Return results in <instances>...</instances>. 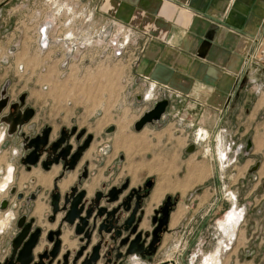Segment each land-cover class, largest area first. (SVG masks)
Wrapping results in <instances>:
<instances>
[{
    "label": "crops",
    "instance_id": "0c3cea01",
    "mask_svg": "<svg viewBox=\"0 0 264 264\" xmlns=\"http://www.w3.org/2000/svg\"><path fill=\"white\" fill-rule=\"evenodd\" d=\"M97 11L109 18L112 24H121L123 30H127L130 46L123 76L127 74L128 81L143 87L141 95L151 90V101L163 94L170 98V106L160 122L166 123V134L175 130L187 134L195 133L194 131L217 136L224 134L227 142L234 140L237 145H243L244 151L234 166L235 173L228 177L232 182L243 184L249 176L255 182V189L243 197V203L246 205L254 202L256 215L261 219V225L257 224L256 241L262 245L264 80L257 82L252 71L253 68L255 72L264 71V68L259 69V64L254 61L264 45V0H100ZM0 33V90L7 80L12 81L9 88L10 104L25 94V105L35 110L31 123L37 125V132L45 126L51 127L52 140L63 128L70 129L73 126L86 129L87 133L94 136L93 142L75 169L63 172L62 164H54L49 170H44L41 164L30 168L24 166L20 160L21 139L6 133L5 126L0 127V154L4 155L7 167L14 168L15 185L27 195L40 189L37 200L31 205H25L24 199L18 202L10 199L8 209L12 216L2 234L0 262L10 255L12 240L18 233L17 220L22 214L34 219L33 228L42 229L41 241L34 250L35 256L45 249L53 248V243L47 240V236L61 228V249L55 263L62 262L66 253H69V259L72 260L83 245L82 236L77 235L73 227L63 223V212H58L55 218L51 217L52 192L57 188L64 196L79 181L85 166H88V176L83 181L82 188L86 191L88 199L93 198L104 185L106 190H109L120 185L125 178H130V188L138 187L141 183H136V179L134 180V176L123 167V163L120 168L117 163L119 152L136 149L137 142L132 140L131 133L124 130L123 137L118 140L116 146L113 142L114 134H104L107 127L103 125L104 116L99 122L91 111L89 104H93L92 101H87L86 110L83 111L86 114H81L84 121L74 124L69 114L62 110L65 112L63 114L61 110L56 109L65 104L73 92L71 77L60 76L61 71H66L68 67L62 69L61 64L52 62V57H41L37 51L28 47L27 51H17L16 58L8 69L9 65L3 66L1 61L13 40L5 35L4 31ZM19 64L25 69L22 74L17 70ZM86 71L88 72V69ZM95 78L96 82H99L102 74L96 75ZM88 88L89 85L87 90ZM254 91L259 94L252 96ZM138 96L140 95H136V100L142 102L137 99ZM51 104L55 107L50 106ZM8 113L9 107L1 116ZM24 131L28 133L27 126ZM256 165L257 170L251 172ZM197 172H200L198 166ZM215 177L218 179L217 174ZM199 179L200 176L196 173L181 177L176 174L177 204L170 214L169 224L154 255H132L125 246L113 252L111 264H180L183 257L181 253L157 262L156 259L164 247L188 245L184 241L187 236L185 233L193 232L194 224L193 220L191 224L184 222L183 207L181 210L177 209L180 202L178 189L183 190L185 184L196 183ZM170 189L167 180L166 183L164 180L163 186L157 187L156 184L144 206V221L140 224L139 231L152 230L151 217L154 210L168 195H173L168 191ZM255 190L256 192H253ZM187 203L189 204V200ZM216 203L214 200L212 204ZM6 211H3V218L7 221L9 216ZM98 240L99 235L95 233L88 250L79 259V264ZM111 247L114 248V245ZM105 250L103 249L98 264L106 263L103 259Z\"/></svg>",
    "mask_w": 264,
    "mask_h": 264
},
{
    "label": "rangeland",
    "instance_id": "374dc122",
    "mask_svg": "<svg viewBox=\"0 0 264 264\" xmlns=\"http://www.w3.org/2000/svg\"><path fill=\"white\" fill-rule=\"evenodd\" d=\"M99 2L100 0H0V31H4L13 40V44L3 55L1 64L9 65V69L17 51H27L28 47L37 51L41 57H52V62L57 64L67 61L68 69L62 70L60 76L71 77L73 92L65 104L56 109L69 114L74 124H81L84 121L81 114L86 110L87 101H92L93 104L89 106L95 118L101 122V117L104 116L105 127L110 123L116 125L117 132L113 136L116 146L123 137L124 130L131 133L132 140L137 142V148L119 153H124L126 160L123 167L134 176L136 183L152 177L155 178L157 187H160L167 180L171 188L168 191L176 196V174L180 177L193 173L200 176L198 182L185 184L183 190L178 189L180 202L177 209L181 210L183 207L184 222L191 224L193 220L194 224V231L185 233L187 236L184 241L188 245L162 248L156 262L181 253L183 257L180 264H201L206 255L218 250V264H264V243L260 245L256 241L257 224L261 225L260 216L256 215L254 202L246 205L243 203V197L255 189V182L249 176L243 184L232 182L228 177L235 173L234 166L244 148L239 152L235 143L230 151L227 150L228 142L224 134L217 136L199 131L198 139L195 133L187 134L181 130L166 134V123L148 124L141 132L133 129V123L152 106L153 93L148 90L142 102L136 100V95L143 94V87L128 81L127 74L123 76L130 46L127 30L124 31L121 24H112L109 18L101 15L97 11ZM45 27L49 43L47 50L43 51L38 36ZM263 50L264 45L254 59L259 64V69L264 68ZM254 69L253 78L257 82L264 80V71L255 72ZM17 70L22 74L25 69L19 64ZM98 74H102V79L96 82ZM257 94V91L251 93L252 96ZM50 106L55 107L54 104ZM191 144L196 145L195 151L186 153V148ZM1 165L5 167L6 173L9 167L2 154ZM197 166L200 172H197ZM257 168L258 165L251 172ZM3 176H0V183ZM13 184L14 168L10 183L6 188L0 189V202L10 198L8 189ZM11 199L16 202L15 198ZM214 200L216 205L212 204ZM232 209L235 213L242 212V215L235 231L230 228L225 231L219 226V221ZM3 213L0 211V243L3 241L4 228L12 216L8 209L6 213L9 217L6 221Z\"/></svg>",
    "mask_w": 264,
    "mask_h": 264
},
{
    "label": "water",
    "instance_id": "95a60500",
    "mask_svg": "<svg viewBox=\"0 0 264 264\" xmlns=\"http://www.w3.org/2000/svg\"><path fill=\"white\" fill-rule=\"evenodd\" d=\"M40 43L42 49H46L49 40L44 36ZM9 84L10 81L7 80L0 91V127L5 125L9 135H16L21 139V148L24 151L21 158L22 164L30 168L41 163L44 170H49L53 164L64 162L63 167L65 170L73 169L82 153L89 147L93 136L89 135L83 144L72 153L73 145L70 144V139L74 136L76 128H73L71 131L63 129L59 138L55 141L50 140L52 132L50 127H45L40 134H36V124L28 125L35 111L31 108H23L25 94L22 95L19 102L10 104L11 97L7 95ZM137 99L140 101L141 96H138ZM169 106L170 98L166 94L162 95L135 122V130L140 132L147 124L160 122ZM8 107L9 113L1 116ZM26 126L28 133L24 131V127ZM114 128L115 126H111L106 130V133H112ZM84 132L82 131V134ZM79 139L80 137L76 136V140L78 141ZM195 149L196 145L191 144L186 148V153H192ZM43 155H45V158L42 160ZM126 188L127 184L119 188L113 187L107 194L98 192L95 198L90 200L86 199L85 190H78V185L71 188V191L63 198L59 192L52 194V218H55L58 212H64L63 223L73 227L75 233L82 236L83 245L76 252L72 260L69 259L68 253L62 262L58 261L55 263L61 249V241L59 239L61 235L60 229L50 232L47 236V240L53 243V248L51 250L45 249L35 256L34 250L41 241L42 230L39 227L33 229L34 219L31 218L27 221V216H22L17 221L19 232L12 240L10 255L0 262V264H79V259L88 250L95 233H98L99 240L86 253L84 260L80 264H98L102 258L103 249H106L103 253V259L106 260L105 264H111L113 252L119 251V249L128 244L130 245L128 249L129 254L133 253V251L136 252V249L133 250L131 248L138 247L139 251L137 253L143 255L145 242L141 234H137L136 238L129 243L130 234H135L137 231L135 221L140 205L137 203L130 216L123 223L121 222L124 213L129 212L131 209L130 205L133 193L123 198L117 206L111 207V205L119 201L120 195L123 194ZM10 194H16V187L10 190ZM22 198L23 193L17 194L15 197L16 202ZM36 200V193H32L26 198V204L29 205L31 201ZM170 200L171 198L168 197L162 209V218L158 220L157 226L152 232V247L159 243V235L169 222ZM103 201L105 205H102ZM8 206V199L1 200L0 211H5ZM156 220L154 219V223H156ZM123 232H127L128 236L121 238ZM112 244L114 248L111 247ZM119 257H121V254Z\"/></svg>",
    "mask_w": 264,
    "mask_h": 264
},
{
    "label": "flooded vegetation",
    "instance_id": "af4514ba",
    "mask_svg": "<svg viewBox=\"0 0 264 264\" xmlns=\"http://www.w3.org/2000/svg\"><path fill=\"white\" fill-rule=\"evenodd\" d=\"M46 31H47V29L45 30V31H43V33L41 34V35H43V34H45V35H47L46 34ZM41 42V41H40ZM41 44V43H40ZM41 46V45H40ZM42 48V47H41ZM48 48V47H47ZM47 48L46 49H42L43 51H46L47 50ZM69 66V63L67 62V61H65V62H63V63H61V67H62V69H66L67 67ZM10 81V84H9V86H8V92H7V95H9L10 96V93H9V88H10V86H11V83H12V81L11 80H9ZM1 89H2V87H1ZM1 91V90H0ZM23 95V94H22ZM22 95L21 96H19V98H18V100L17 101H15V102H19V99L22 97ZM141 96V95H140ZM11 97V96H10ZM143 97H144V95H142L141 96V101L143 100ZM159 99V98H158ZM11 100V99H10ZM157 100V99H156ZM14 103V102H13ZM25 103H26V95H25V98H24V105H23V108H30V107H28V106H26L25 105ZM153 105V104H152ZM152 107V106H151ZM150 107V108H151ZM149 108V109H150ZM32 109V108H31ZM34 110V109H33ZM35 111V110H34ZM35 115V114H34ZM143 115V114H142ZM141 115V116H142ZM140 116V117H141ZM34 117V116H33ZM32 117V118H33ZM32 120V119H31ZM31 120H30V122L28 123V125H32V124H35V123H31ZM139 120V119H138ZM136 122V121H135ZM135 122L133 123V129L135 130V128H134V124H135ZM161 122V121H160ZM160 122H157V123H155V124H159ZM148 125V124H147ZM3 126H5V125H3ZM111 126H115L114 124H109L106 128H105V130H104V134L105 135H113V134H115L116 133V130H117V128H116V126H115V128H114V131L112 132V133H109V134H107L106 133V130L107 129H109ZM2 127V126H1ZM36 127H37V125H36ZM45 127H49V126H45ZM45 127H43L42 129H41V131L45 128ZM51 128V127H50ZM73 128H76V132H75V134H74V136L70 139V144H72L73 145V149H72V153L73 152H75L77 149H78V147L79 146H81L82 144H83V142L85 141V139L89 136V135H92V134H89V133H87V130L86 129H79L77 126H73L72 128H70V129H67V128H63V129H66L67 131H71ZM145 128V127H144ZM143 128V129H144ZM52 129V128H51ZM62 129V130H63ZM142 129V130H143ZM61 130V131H62ZM141 130V131H142ZM41 131L40 132H37V128H36V134H40L41 133ZM61 131L59 132V135L54 139V140H52L51 139V135H50V140L51 141H55L57 138H59V136H60V133H61ZM82 131H85L83 134H82ZM136 131V130H135ZM140 131V132H141ZM5 132L7 133V127L5 126ZM137 132V131H136ZM51 134H52V132H51ZM76 136H79L80 137V139L77 141L76 140ZM93 136V135H92ZM93 139H94V136H93V138H92V141L90 142V145H91V143L93 142ZM90 145H89V147H90ZM20 147H21V145H20ZM88 147V148H89ZM87 148V149H88ZM86 149V150H87ZM85 150V151H86ZM21 151H22V154H21V156H20V160H21V158H22V156H23V154H24V151H23V149L21 148ZM85 151L82 153V155H81V157H80V159H79V161L81 160V158H82V156H83V154L85 153ZM45 158V155H43V157H42V160ZM79 161L77 162V164L79 163ZM124 161H125V156H124V153H120L119 155H118V157H117V163L119 164V168L121 167V165H122V163H124ZM39 164H41V163H39ZM38 164V165H39ZM59 164H62V167H63V164H64V162H60ZM77 164H76V166H77ZM54 165V164H53ZM52 165V166H53ZM37 166V165H36ZM51 166V167H52ZM75 166V167H76ZM50 167V168H51ZM75 167L73 168V169H75ZM73 169H71V170H73ZM70 170H65L64 169V167H63V172H69ZM5 174V167H3L2 165L0 166V176H3ZM87 176H88V166H85L84 168H83V171H82V173H81V175H80V177H79V181L73 186V187H75L76 185H78V190L80 191V190H84L83 188H82V186H83V181L84 180H86V178H87ZM125 184H127V188L125 189V191L123 192V194H121L120 195V199H119V201H117L116 203H114L113 205H111V207H115V206H117L118 204H119V202L123 199V198H125L126 196H128V195H131L132 193V200H131V205H130V207H131V209H130V211L129 212H127V213H124V216H123V218H122V223L130 216V214H131V212H132V210L135 208V206H136V204L138 203L140 206H139V208H138V212H137V215H136V221H135V225L137 226V231H136V233L135 234H130V236H129V243L132 241V240H134L135 238H136V236H137V234H141L142 235V237H143V240H144V242H145V247H144V255H147V254H154V252L156 251V249L159 247V245H160V242H161V237H162V234L165 232V230H166V228H167V226H168V224H169V222H168V224L164 227V229H163V231L160 233V241H159V243H157L154 247H152L151 246V242H152V232L154 231V229L156 228V226H157V223H158V220L160 219V218H162V209H163V207L165 206V203L167 202V198L168 197H170L171 198V200H170V214H171V212H172V210H174V208L176 207V204H177V198H176V196H173V195H168L166 198H165V200L163 201V203L156 209V210H154V213H153V215H152V217H151V224H152V230L150 231V232H141V231H139V226H140V224L144 221V215H145V211H144V206L146 205V203L148 202V200L150 199V196H151V193H152V191H153V189L155 188V186H156V180H155V178H152V177H147L146 179H144V181L138 186V187H133V188H130V184H131V180H130V178H125L122 182H121V184L120 185H118V186H113V187H116V188H119V187H122L123 185H125ZM13 187H16V194L15 195H11L10 194V190L13 188ZM72 187V188H73ZM113 187H111V188H113ZM110 188V189H111ZM39 189V188H38ZM38 189H36V190H34V191H31L28 195L24 192V191H22V190H19V188L17 187V185H15V184H13V185H11L10 187H9V189H8V193H9V195H10V198H5V199H8L9 200V203H10V199L11 198H15L16 197V195L17 194H19V193H23V198L21 199V200H18V201H22L23 199H24V204L25 205H27L26 204V198L27 197H29L32 193H36V195H37V198H38V194L40 193V189L38 190ZM109 189V190H110ZM109 190H106V186L104 185L103 187H102V189L100 190V191H98V192H102L103 194H107L108 193V191ZM71 191V189L68 191V192H70ZM55 192H58L57 191V188L56 189H54V191L52 192V194L53 193H55ZM67 192V193H68ZM86 192V191H85ZM97 192V193H98ZM66 193V194H67ZM96 193V194H97ZM52 194H51V197H52ZM66 194H64V196L66 195ZM96 194H95V196H96ZM64 196H62L61 195V197L63 198ZM95 196L93 197V198H91V199H94L95 198ZM86 199H88L87 197H86ZM90 200V199H89ZM17 201V202H18ZM35 201H31L30 202V204L29 205H31V204H33ZM102 205H105V203H104V201L102 202ZM101 205V206H102ZM9 207V206H8ZM8 209V208H7ZM6 209V210H7ZM5 210V211H6ZM4 211V212H5ZM3 212V211H2ZM64 213V212H63ZM22 216H27V221H29V219H31V218H28V215L27 214H22L19 218H18V220L22 217ZM52 216H53V214H52ZM51 216V217H52ZM33 219V218H32ZM154 219H157L156 220V223H154ZM169 219H170V216H169ZM17 220V221H18ZM121 223V224H122ZM33 225H34V223H33ZM18 228V227H17ZM37 228V227H36ZM40 228V227H39ZM33 229H35V228H33ZM60 230H61V228H59ZM59 229H57V230H59ZM42 230V229H41ZM57 230H55V231H57ZM18 232H19V229H18ZM18 234V233H17ZM126 236H128V233L127 232H123V235H122V237L121 238H125ZM60 237V236H59ZM60 239V238H59ZM127 248L129 249L130 248V245L128 244L127 245ZM131 249H133V250H135L136 249V252L135 251H133V253H131L132 255H140L139 253H137L138 251H139V248L138 247H134V248H131ZM67 254L68 253H66V255L64 256V258L67 256ZM63 258V259H64Z\"/></svg>",
    "mask_w": 264,
    "mask_h": 264
},
{
    "label": "bare ground",
    "instance_id": "6f19581e",
    "mask_svg": "<svg viewBox=\"0 0 264 264\" xmlns=\"http://www.w3.org/2000/svg\"><path fill=\"white\" fill-rule=\"evenodd\" d=\"M226 158H227V156H226ZM226 158H224V159H226ZM12 169L13 168L9 167L6 171V173L4 174L3 181H2V183H0V189L6 188L7 184L10 183V180L12 179ZM235 212L236 211L233 209L228 211L226 213L225 217L219 221L220 222L219 226L223 230L228 231L229 228L232 229L233 231L236 230V227L240 221L242 212H239V213H235ZM232 235L233 234H231V236ZM217 251L215 253L206 255L201 264H218Z\"/></svg>",
    "mask_w": 264,
    "mask_h": 264
},
{
    "label": "built area",
    "instance_id": "2783aa9c",
    "mask_svg": "<svg viewBox=\"0 0 264 264\" xmlns=\"http://www.w3.org/2000/svg\"><path fill=\"white\" fill-rule=\"evenodd\" d=\"M46 30V27L45 28H43V31H45ZM43 31H41L40 33L42 34L43 33ZM39 33V40H38V42H39V44H40V41L42 40V38L44 37V36H46L47 37V35H45V34H43V35H41ZM48 38V37H47ZM49 40V39H48ZM164 95V94H163ZM167 95V94H166ZM195 134L197 135V139L200 137V134H199V132H195ZM205 139V138H204ZM233 145H235V142L233 141V140H229L228 141V145H227V150H231L232 149V146ZM237 147V150L239 151V152H241L240 150L243 148V145H237L236 146Z\"/></svg>",
    "mask_w": 264,
    "mask_h": 264
}]
</instances>
